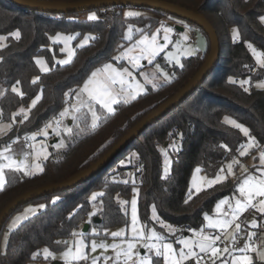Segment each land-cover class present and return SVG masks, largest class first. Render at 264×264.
Segmentation results:
<instances>
[{"label":"trees","instance_id":"1","mask_svg":"<svg viewBox=\"0 0 264 264\" xmlns=\"http://www.w3.org/2000/svg\"><path fill=\"white\" fill-rule=\"evenodd\" d=\"M164 1L199 13L208 20L219 41L218 62L194 93L145 129L95 177L72 189L31 201L43 204L44 208L9 233L5 250L0 253V264H28L43 247L54 251L62 249L65 240L84 222L93 192L103 193L97 197L101 208L96 217L104 226L128 223V215L121 210L120 201H128L136 187L138 215L142 222L150 223L153 208L165 223L175 227L185 225L186 230L199 229L203 227L204 215L212 211L219 199L234 192L236 182L225 180L189 199L192 171L197 167L213 177L226 162L245 159L238 155V149L247 141L246 137L224 119L231 118L249 130V137L256 141L250 153L264 150V90L252 84L264 78V68L256 66L251 54L253 49L264 57V25L260 22L264 0ZM133 8L149 17L152 14L161 19L181 21L161 11L132 6L90 9L84 12L86 20H78L71 18V14L42 13L17 6L10 0H0V36L6 37V44L0 46V86L4 88L0 97V122L10 125L9 130L0 135V148L29 137L51 123L66 105L65 93L74 91L92 69L112 60L124 46L126 25H145L148 21L149 17H124L123 11ZM89 14H94L96 19L89 20ZM190 26L206 38L205 51L184 59L180 67H174L170 82L156 89L149 88L135 100L118 103L113 115L103 113L95 129L85 122L80 123L79 129L66 137V149L51 154L42 162V172L29 177L8 172L5 188L0 191V210L27 191L59 183L86 169L143 117L175 94L202 65L209 51L204 31L194 24ZM233 29L239 34L235 41L231 37ZM15 32H19L18 38L11 36ZM57 32L75 34V43L87 38V43L76 47L73 59L65 65L54 64L49 48L50 36ZM36 56L46 59L47 72L39 71L34 61ZM252 68H255L254 73H251ZM36 77L39 79L33 83ZM245 80H250L251 85L242 87ZM13 86L20 89L22 97L12 92ZM244 87H248L247 93ZM36 96H40V100L29 111ZM20 109H27L26 120L20 117ZM171 143L178 146L170 152V170L164 177L161 148ZM253 264L264 263L254 260Z\"/></svg>","mask_w":264,"mask_h":264},{"label":"rangeland","instance_id":"2","mask_svg":"<svg viewBox=\"0 0 264 264\" xmlns=\"http://www.w3.org/2000/svg\"><path fill=\"white\" fill-rule=\"evenodd\" d=\"M128 12L137 13L138 15L125 16V13H128ZM89 15H92V14H89ZM123 15L124 17H127V18H134V17H140V16L149 17L148 14H145L141 10L134 9V8L125 9L123 11ZM151 26L152 28H148ZM177 26L181 27L182 31L177 29L176 28ZM164 28H170L171 31L169 33H165L163 30ZM126 35L127 37H129L128 39H125ZM153 35L156 36L157 43L159 44L165 43L164 37L165 35H167V38H168L167 47H165L164 51L159 53L154 58L152 64H149L146 59L141 57L139 60L140 67L134 68L129 58L124 57L123 53L128 49H134L132 52L129 53V56H141L140 49L137 47V41L141 40L144 37H148L150 39L151 36ZM201 35L202 34L196 28L190 26V24L188 23H184L178 20H171V19L169 20V18L161 19L160 17L156 15L150 14V17L148 18V21L145 23V25L138 24V23H130L126 25V27L123 30L124 46L122 47V49H120L117 53H115L111 61L104 62L100 66L92 69V71L89 73L86 79L90 76V74L93 71H95L98 68H101L106 63L112 64L113 67L117 69L127 68L129 71H131L132 76L135 78L134 82L140 84L143 89L142 93L138 95L140 96L144 94L149 88L156 89L159 86L165 83H168V82H165L163 77L160 75V73L156 71L157 66H159L160 72H163L170 77V81H171L173 79L172 72H173L174 67H180L184 59L189 58L191 56H195L200 52L202 53L203 47H204V40L200 38ZM11 36L15 37L13 34ZM0 37L5 38L3 40H0V46H4L6 44V37L5 36H0ZM231 37L233 38V32L231 34ZM75 38H76L75 34H64L61 32H57L54 35L50 36L51 45L49 48H50L51 53L53 54L54 64L62 65L58 63V61L67 60L69 58L70 52L73 53L71 57V60H72L74 57L75 48L84 46L87 43V38L80 39L77 41V43H75ZM255 53H258L261 56V53L259 51L255 50ZM251 54H252V57L254 59L256 66L259 67V65L257 64V56L254 54L253 49H251ZM114 57L117 59H114ZM37 59L43 61V67H46L49 69V65L44 57L42 56L34 57V61H36ZM177 61H179V63H177ZM37 67L39 71L42 72L41 65H37ZM145 76H147L149 79H152V77L155 76V79H152L151 83H146L144 80ZM84 81L74 89L71 98H69L68 100V103L58 113L59 117H61L60 113L63 112L65 109H69L68 114L61 117L62 118L61 128H59L58 130L54 129L52 126V123H54L55 121L53 120L51 123H47L48 125H50L49 128H50L51 135L48 134V132H45L46 135L39 134L40 131L30 134L28 138L31 141L32 148L27 150L26 153H21V158H20V159H24L27 165L33 166L35 164H39L40 167L42 168L41 162L42 160H45L44 156L46 155L48 158L51 154H56L61 151H64L67 147L66 137L69 136L73 131L78 130L80 127V123L85 122L87 123V125L91 126V122H92L91 115L90 114L87 115L86 119H84L82 116L83 113H87L86 108H82L80 112H76V113H73L71 111L74 105L79 106V100L77 97V93L79 92V89L83 86ZM247 81H249L248 83L249 85L251 81L250 80H247ZM261 82H264V78L260 81L253 82L252 83L253 87L257 88L256 85ZM153 85H156V87L154 88ZM116 87L118 88L119 85H117ZM257 89H260V88H257ZM261 90H264V89H261ZM3 92H4V88L0 86V93L3 94ZM1 96L2 95H0V97ZM80 98L87 99L86 96L80 97ZM129 101H131V99ZM120 102H124V101L121 99ZM117 104H114L112 106L114 111H115V107ZM95 107H96L97 114L99 115L100 118L103 115V113L108 114L103 109H100L98 105H96ZM20 110H19L20 117H24V113L21 112ZM24 110L27 112V109H24ZM74 115L77 117H81V118L74 120L72 118ZM226 118L228 120H233L228 117ZM226 118L224 119L225 122H226ZM99 121L100 119L97 121V124L99 123ZM69 122H71V124H69ZM9 128H10V125L8 123L0 122V135L6 133L9 130ZM66 129H71V132L68 133ZM33 136H35L34 139H32ZM243 136L245 135L243 134ZM249 138L250 137L247 136L246 137L247 141L238 149V155L240 157H245L244 160H240L239 158H234L226 162L224 166L221 168L223 169V172L220 169L219 172L216 173L213 177L207 176L205 173L201 172V170L197 167L194 168V170L192 171L190 181H189V187H188V194L190 195L197 194L196 192L197 186H199L201 191H203V190H206V189H209L215 186L216 184H219V183H216V184H213L211 187H209L207 183L209 180L215 179L217 174H220L221 176L226 177V179H224L223 181L230 179L231 181L236 182L234 192L230 196L219 199L215 203L212 211L204 215L203 227L199 229L189 228L184 233L183 231L179 230L178 227H175L171 224L163 222L156 215L155 210L153 208L150 210V223L145 224L139 218L138 203H137L136 208H137L138 226L141 227L146 234L149 231L156 232L159 236L163 237V242L170 243L173 249L177 253L183 248V245L181 243H178L177 241L189 240V241L194 242L196 239L195 234H198L201 231H203L204 234L221 235V240L217 241V246L221 249L225 247H229L233 255L235 256L241 255V253L238 250H233L231 248L232 243H234L235 241H232L230 236L228 239H225L224 238L225 234H222V232H218L216 229L207 227L208 222L205 220V216H208L210 219H216L217 218L216 206L223 200L228 201V204H225L223 206V209H229V205L234 207L236 199H243L242 197H240L239 192H237V188L239 187L240 183L243 180H245L248 176H259L261 170H264V166L261 165L260 158H259L260 152L264 150L260 149L254 153H250L252 151L253 146L251 148H248ZM14 142L19 143V142H22V140L17 139ZM61 143H63V147H58V145H60ZM177 146H178L177 143H171L169 147L161 148L162 175L164 177H166L169 174V170H170V163H171L170 152H172L173 150H176ZM245 148H247V154L241 156L240 153L241 151H244ZM5 149L6 148H3V147L0 148V152H4ZM38 153H43V155H40L37 158ZM5 155L10 156L7 153H5ZM13 158L18 159L16 157H13ZM234 160L239 161V163L233 164ZM166 161L168 162L167 164H166ZM4 162L5 161L0 160V163H4ZM229 164H232V174L230 175L228 174ZM166 167L168 169L167 173H165ZM197 169H199V171H197ZM34 171H35V174L40 172L39 170H34ZM8 172H14V171L5 169V180H6V174ZM16 173H20L24 177L32 176V175L25 176L24 173L22 172H16ZM190 189H191V192H190ZM99 193L100 192H93L91 194L90 196L91 206H90L89 212L87 213L85 217L84 222L81 223L79 227L72 232V235L67 240H65L63 248L60 250L54 251V250H50L47 247H43L39 253L33 255L32 260H30L28 264H65L63 253L67 251L69 248H71L73 252H75V242L77 240H83L84 244L86 245L83 251L86 253V256H87L86 260L79 261L78 264H92L93 258H97V264H113V260H107V262L105 261L106 257L115 256V252L111 249V247H109L107 251L97 248V250L93 252L91 250V244L93 241H95L97 244H100L101 242H103L109 246H111L112 244H119L122 247H126L128 240H130L133 235L131 231V223H132L131 202L133 199H135L137 202L138 191H137V188L134 187L133 193L130 199L128 201H120L121 210L124 213H127L128 215V223L125 225H117V226H112V227H107L100 223H94V219L97 218L96 217L97 212L101 208V203L100 201H98V198H97L100 195H97L95 200H92L91 197L94 194H99ZM43 208H44V205L41 203H36V204L29 203V204L24 205L20 210L14 212L8 218L5 224V229L0 235V253H3L5 250V246L7 244L9 233L15 230L25 220H21L20 224L16 228L10 230L13 221L16 220L17 217H22L25 215H27V219H29L35 214H37L38 212H40L41 210H43ZM257 216L261 217L260 222L258 221ZM239 220H243V226L239 231V233H241L242 235L241 247H243L244 244L248 242L247 233L252 232L254 230L256 232L255 233L256 235L253 236L252 238V243L254 242L253 246L257 249V252L264 250V215H261L255 209H248L247 211L243 212L240 215ZM239 220H237L236 223H238ZM253 220H255L257 224L255 228L250 227L251 222ZM85 225H88V228L86 231L84 230ZM234 227L235 225L233 224L229 228L228 231L232 232L234 230ZM121 229L125 230L124 237L123 238L122 237L113 238L111 233L117 232ZM73 233H77L78 235H73ZM142 243L143 242H136V247L140 255L149 256L152 259H156V257L154 256V253L148 252L146 249L141 247ZM45 248H47L50 253L47 259L45 258V253H44ZM184 250L188 251V249H184ZM192 251L196 252L199 256L203 254V253H200L199 249L195 247L192 248ZM257 252H249L248 254L252 257V261L257 260L258 262L264 263V260H261L258 257ZM195 259H196L195 257L190 258L186 260L184 264H193ZM158 264H164V261L162 258H159ZM216 264H231V257L227 256V254H224V256L221 259L216 260Z\"/></svg>","mask_w":264,"mask_h":264},{"label":"snow or ice","instance_id":"3","mask_svg":"<svg viewBox=\"0 0 264 264\" xmlns=\"http://www.w3.org/2000/svg\"><path fill=\"white\" fill-rule=\"evenodd\" d=\"M137 13L128 12L125 13V16H135ZM89 20H95L96 16L89 15ZM260 22L264 24V16L260 17ZM165 33H169L171 31L170 28L163 29ZM15 37H19V32L13 33ZM127 35L125 39H128ZM239 38V34L236 29H233V39L234 41ZM5 39L4 37H0V40ZM165 43L159 44L157 43L156 36L153 35L149 39L148 37H144L141 40L137 41V47L140 49L141 56H129V53L134 49H128L123 53L124 57H128L132 66L134 68L140 67L139 60L140 58H144L148 61L149 64L153 63L154 58L161 52L164 51V48L167 47V35L164 37ZM142 46V47H141ZM251 47V45H249ZM257 56V64L259 67L264 68V57H261L260 54L255 53ZM73 53H69V58L67 60L58 61L60 64L70 63L71 57ZM114 59H117L114 57ZM37 65H41V71L47 72L49 69L43 67V61L37 59ZM179 63V61H177ZM156 71L160 73L165 82H170V77L163 72H160L159 66H157ZM39 77L34 78L32 81L36 83ZM155 79V76L152 77ZM152 79H149L147 76L144 77L146 83H151ZM135 78L132 76L131 71L127 68L117 69L113 67L112 64L106 63L101 68L93 71L90 76L84 81L83 86L79 89L77 93V97L79 100V106H73L71 111L73 113L80 112L82 108L87 109V113H83L82 116L84 119L87 118V115H91V128L95 129L97 127V121L100 119L99 115L96 111V105L99 106L100 109H103L109 115L114 114L113 105L120 102L122 99L125 103H127L130 99L135 100L139 94L142 93L143 89L140 84L134 82ZM230 83H235V81L230 80ZM249 81L245 80L242 82L241 86L248 84ZM19 84V81H17ZM119 85L117 88L116 86ZM155 88L156 85H153ZM257 88L264 89V82L258 83L256 85ZM244 92H248V87L243 88ZM12 92L16 93L18 96H23V93L16 86L12 87ZM2 95V93H0ZM68 95V93H65ZM86 96L87 99H81L80 97ZM40 100V96H36V98L32 101V104L29 106V111L31 107H34L37 101ZM24 113V119L28 118L27 112L24 109L20 110ZM69 109H65L60 113L61 117L67 115ZM74 120L80 119L81 117L73 116ZM23 122V121H21ZM226 122L232 125L234 128L239 129L246 137L249 136V130L241 124H238L234 120H228L226 118ZM50 125H46L45 127H49ZM68 133L71 132V129H66ZM39 134H44L43 129L40 130ZM35 136L32 137L34 139ZM256 145V141L254 138H249L248 140V148ZM58 147H63V143L58 145ZM222 147H226L223 146ZM11 149H5L4 152H0V160L5 161L4 163H0V191H3L5 188L6 180H5V169L14 172H22L25 176L34 175V170L43 171V168L40 167L39 164H35L33 166H29L25 163L24 159H14L12 156L5 155L6 152H10ZM247 148L244 151H241L240 155H246ZM43 155V153H38L37 158ZM135 155V154H133ZM46 159L47 156L45 155ZM260 163L264 166V151L260 152ZM168 162L166 161V164ZM239 163V161L234 160L233 164ZM168 169L165 168V173H167ZM199 171V169H197ZM223 172V169H221ZM228 174H232V164L228 165ZM224 179L225 176H221L217 174L215 179L209 180L208 186L211 187L213 184L220 183ZM201 191L200 187H196V192L199 193ZM191 192V189H190ZM237 192H239L240 197L243 199H236L235 206L229 205V210L224 211L223 206L228 204L227 200L221 201L216 206V219H210L208 216H205V220L208 222L207 227L216 229L218 232H222L225 239L231 237L232 241L236 240L237 234L241 229V224L236 223L239 220L240 215L247 211L248 209H255L261 215H264V170H261L259 176H248L245 180H243L239 187L237 188ZM97 195H103V193L94 194L91 199L95 200ZM191 199V195L189 196ZM185 203H188V199L185 200ZM136 200L133 199L131 202L132 206V223H131V231L132 238L128 240L126 247H122L119 244H112L111 246L101 242L97 244L95 241L91 244V250L95 252L97 248H100L104 251H107L109 247L115 252L114 257H106L105 261L113 260V264H158L159 258H162L164 264H184V262L190 258H196V264H201V261L204 259L199 256L196 252L192 251V248H198L200 253L205 254L211 260V264H216L217 259H221L224 254L231 257V264H253L252 257L248 254L249 252H257V249L252 244V238L256 234L253 232L247 233L248 242L244 244L243 247L237 249L241 255L235 256L232 254V251L229 247H225L223 249L217 246V241L221 240V235H209L204 234L201 231L196 235V239L194 242L189 240L177 241L183 245V248L177 253L170 243L163 242V237L159 236L154 231H149L147 234L143 231L141 227L138 226L137 220V208H136ZM43 207V206H41ZM27 215L22 217H17L16 220L13 221L11 225V229L16 228L21 220H26ZM235 225L234 230L229 232V228L232 225ZM257 226L256 221L253 220L251 222L250 227L255 228ZM124 229H121L117 232L111 233L113 238L116 237H124ZM73 235H78L77 233H73ZM154 241V242H153ZM136 242H143L141 247L146 249L148 252L154 253L156 259H152L149 256H141L136 247ZM86 245L83 240H77L75 242V252L71 248L63 253V258L65 264H78L79 261L86 260V253L83 251ZM118 249V250H117ZM184 249H188L185 251ZM45 258L50 255L47 248L44 249ZM258 257L261 260H264V250L257 252ZM92 264H97V258H93Z\"/></svg>","mask_w":264,"mask_h":264},{"label":"water","instance_id":"4","mask_svg":"<svg viewBox=\"0 0 264 264\" xmlns=\"http://www.w3.org/2000/svg\"><path fill=\"white\" fill-rule=\"evenodd\" d=\"M10 1L17 6L34 11H39L42 13L79 14L84 13L90 9L104 8L109 6L143 7L161 11L170 16L179 18L184 23L194 24L198 28L202 29L208 38L209 51L202 65L175 94H173L163 103L158 105L154 110L148 113L145 117H143L99 160L64 181L32 189L17 196L9 203H7L0 210V231L3 224L18 208L44 195L54 194L57 192L72 189L79 184L95 177L99 172L107 167L118 154H120L128 145H130L145 129L154 124L165 114L169 113L172 109L177 107L189 95L194 93L198 86L209 74V72L213 69L214 65L218 62L220 57L218 37L215 29L208 22V20L199 13H195L184 7L169 3L164 0H83L78 2L47 0ZM176 28L182 31L181 27L177 26ZM100 222V218L94 219V223ZM87 228L88 225H85L84 230L86 231Z\"/></svg>","mask_w":264,"mask_h":264},{"label":"built area","instance_id":"5","mask_svg":"<svg viewBox=\"0 0 264 264\" xmlns=\"http://www.w3.org/2000/svg\"><path fill=\"white\" fill-rule=\"evenodd\" d=\"M87 16V14L86 13H79V14H71V18H73V19H78V20H86V17ZM179 24V23H178ZM255 72V68H252L251 69V73H254ZM249 85H251V83L249 84ZM68 93V95H66V104L68 103V100H69V98H71V96H72V93H73V91H68L67 92ZM54 123H52V126H53V128L54 129H59V128H61L62 127V118L61 117H59V114L54 118ZM46 126V125H45ZM43 127V130L45 131V132H50V128L49 127ZM21 140H22V142H23V144H24V146L26 147V148H30L31 147V141H30V139L28 138V137H23V138H21ZM13 142H11V143H9V144H12ZM224 211H228L229 209H223ZM238 223H240L241 224V228H242V226H243V220H239V222ZM186 226L185 225H180V226H178V229L179 230H186ZM253 233H256L254 230L252 231ZM241 239H242V235H241V233H238L237 234V237H236V240H235V242L234 243H232V245H231V248L233 249V250H237V249H239L240 247H241ZM254 243V242H253ZM252 243V244H253ZM201 257H203L204 259L201 261V264H211V260L208 258V256H206L205 254H202L201 255ZM193 264H196V259H195V261L193 262Z\"/></svg>","mask_w":264,"mask_h":264},{"label":"crops","instance_id":"6","mask_svg":"<svg viewBox=\"0 0 264 264\" xmlns=\"http://www.w3.org/2000/svg\"><path fill=\"white\" fill-rule=\"evenodd\" d=\"M202 36V35H201ZM200 38H202L204 40V47H203V51L206 50V47H207V41H206V38L204 36H202ZM71 124V122H69ZM48 134H50V132H48ZM51 135V134H50ZM3 148H7V149H11L10 152H6L7 154H9L10 156L12 157H16L18 159L21 158V153H26L27 150L31 149L32 148V145L30 148H26L23 144V142H19V143H16V142H13L12 144H8L7 146L3 147ZM44 160H42L43 162ZM42 162H41V166H42ZM41 172V171H40ZM37 174V173H36ZM35 175V174H34ZM259 217V216H257ZM256 218V217H255ZM258 219V218H257ZM258 221L260 222V220L258 219Z\"/></svg>","mask_w":264,"mask_h":264}]
</instances>
